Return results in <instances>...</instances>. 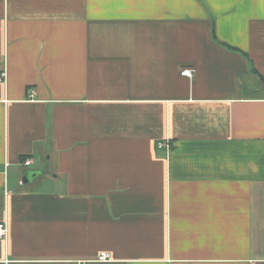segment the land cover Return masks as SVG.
Returning <instances> with one entry per match:
<instances>
[{
  "label": "crops",
  "instance_id": "1",
  "mask_svg": "<svg viewBox=\"0 0 264 264\" xmlns=\"http://www.w3.org/2000/svg\"><path fill=\"white\" fill-rule=\"evenodd\" d=\"M1 221L0 264H264V0H0Z\"/></svg>",
  "mask_w": 264,
  "mask_h": 264
},
{
  "label": "built area",
  "instance_id": "2",
  "mask_svg": "<svg viewBox=\"0 0 264 264\" xmlns=\"http://www.w3.org/2000/svg\"><path fill=\"white\" fill-rule=\"evenodd\" d=\"M182 75H186V76H193V69H189V68H184L181 70L180 72ZM32 94L34 93L33 91H30ZM170 141H164V142H159L158 143V146L159 147H162V146H165L167 149L170 148ZM32 160L31 159H24L22 161L23 165H29L31 164ZM7 232H8V227H7V223L4 222V221H1L0 222V239H3L7 236ZM110 260V254L106 251H101L98 253V255L94 258V259H91V260H78L75 262V264H90V262L92 261H108Z\"/></svg>",
  "mask_w": 264,
  "mask_h": 264
},
{
  "label": "water",
  "instance_id": "3",
  "mask_svg": "<svg viewBox=\"0 0 264 264\" xmlns=\"http://www.w3.org/2000/svg\"><path fill=\"white\" fill-rule=\"evenodd\" d=\"M37 173L36 172H31V173H29L27 176H25L24 178H23V180L25 181V180H27V178H31L32 176H34V175H36Z\"/></svg>",
  "mask_w": 264,
  "mask_h": 264
},
{
  "label": "trees",
  "instance_id": "4",
  "mask_svg": "<svg viewBox=\"0 0 264 264\" xmlns=\"http://www.w3.org/2000/svg\"><path fill=\"white\" fill-rule=\"evenodd\" d=\"M211 33H212V37L215 38V34L213 30L211 31Z\"/></svg>",
  "mask_w": 264,
  "mask_h": 264
}]
</instances>
